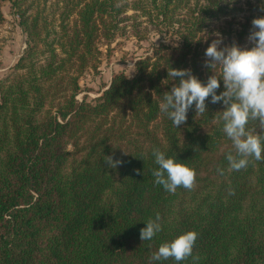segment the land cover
<instances>
[{
    "label": "trees",
    "instance_id": "obj_1",
    "mask_svg": "<svg viewBox=\"0 0 264 264\" xmlns=\"http://www.w3.org/2000/svg\"><path fill=\"white\" fill-rule=\"evenodd\" d=\"M4 1L25 47L0 76V264H264V158L229 167L221 102L206 98L203 113L193 105L177 127L159 108L176 82L170 67L219 77L205 65L212 40L251 46L250 18L264 16V0L246 1L252 15L238 29L223 19L242 10L237 0H0V24ZM150 33L157 41L130 74L113 72L99 95L76 97L102 44ZM246 128L264 138L258 120ZM154 147L194 169L190 188L154 183ZM105 156L122 163L108 167ZM157 212L161 231L141 241ZM188 230L192 256L150 259Z\"/></svg>",
    "mask_w": 264,
    "mask_h": 264
},
{
    "label": "clouds",
    "instance_id": "obj_2",
    "mask_svg": "<svg viewBox=\"0 0 264 264\" xmlns=\"http://www.w3.org/2000/svg\"><path fill=\"white\" fill-rule=\"evenodd\" d=\"M251 25L248 35L250 47H241L236 43L220 46L221 39L212 40L206 47L204 54L209 59L205 65L210 69L219 66V77L212 72L206 80H201L191 69L170 67L168 77L176 82L162 94L159 103L160 110L177 127L185 122L187 111L193 105L196 112L203 113L206 98L211 103L221 102L223 109L219 119L223 122L222 130L235 148V155L228 153L225 157L233 170L246 167L249 157L256 160L264 158V138L246 128L249 119H256L264 126V16L254 17ZM221 81L223 90L217 93ZM152 155L157 165L152 169L154 183L169 192H174L177 186H192L195 172L188 164L156 147L152 149ZM105 157L108 167L115 168L122 163L119 158ZM144 223L145 226L140 229L141 241L151 240L161 231L158 212ZM196 237L194 230L182 232L160 243L150 259L161 261L172 257L177 262L183 261L192 256Z\"/></svg>",
    "mask_w": 264,
    "mask_h": 264
},
{
    "label": "rangeland",
    "instance_id": "obj_3",
    "mask_svg": "<svg viewBox=\"0 0 264 264\" xmlns=\"http://www.w3.org/2000/svg\"><path fill=\"white\" fill-rule=\"evenodd\" d=\"M246 1L237 0L242 10L231 12L230 16L223 17V19L234 18L236 29L247 16L251 17L252 15ZM249 1L254 4V0ZM1 7L4 12V20L0 24V76L16 62L25 47V34L18 24V16L11 13L8 1H4ZM230 7H233V4ZM250 19L252 21V17ZM248 35L246 41H248ZM157 38L158 36L154 33H150L147 39L140 41L131 35H116L108 48L102 44V56L98 68L96 71L88 70L81 75L79 78L81 91L76 97L81 99L82 96H85L87 99H92L99 95L113 72L123 71L130 74L133 71L134 59L149 51L150 42H156Z\"/></svg>",
    "mask_w": 264,
    "mask_h": 264
}]
</instances>
